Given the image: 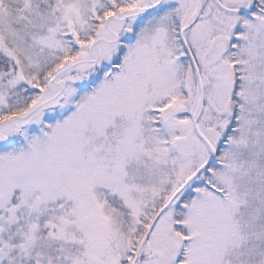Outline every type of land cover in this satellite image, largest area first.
<instances>
[{
	"label": "snow or ice",
	"instance_id": "6c2138e0",
	"mask_svg": "<svg viewBox=\"0 0 264 264\" xmlns=\"http://www.w3.org/2000/svg\"><path fill=\"white\" fill-rule=\"evenodd\" d=\"M0 264H264V0H0Z\"/></svg>",
	"mask_w": 264,
	"mask_h": 264
}]
</instances>
